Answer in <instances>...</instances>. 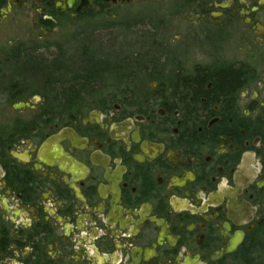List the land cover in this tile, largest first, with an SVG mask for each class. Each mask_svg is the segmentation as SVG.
<instances>
[{
    "label": "flooded vegetation",
    "instance_id": "af4514ba",
    "mask_svg": "<svg viewBox=\"0 0 264 264\" xmlns=\"http://www.w3.org/2000/svg\"><path fill=\"white\" fill-rule=\"evenodd\" d=\"M160 1L158 52L112 60L129 73L88 116L0 89L33 110L0 127V264H264L261 0H0V25L50 37Z\"/></svg>",
    "mask_w": 264,
    "mask_h": 264
},
{
    "label": "rangeland",
    "instance_id": "374dc122",
    "mask_svg": "<svg viewBox=\"0 0 264 264\" xmlns=\"http://www.w3.org/2000/svg\"><path fill=\"white\" fill-rule=\"evenodd\" d=\"M172 9L162 1L151 3L143 12L142 8L134 7L127 17L120 12L117 18L85 19L69 24L70 27L50 37L33 32L31 18L14 12L0 25V89L14 91L22 102L33 103L38 113L63 109L68 115L88 116L98 109L99 102L107 99L101 85L105 82L111 85L120 74L129 73L128 66L121 63L114 66L111 61L121 62L123 58H134L135 54L153 57L158 51L146 43L159 41L161 15ZM148 24L157 31L149 29ZM35 42L54 45L56 49L32 51L31 44ZM12 47L16 49L12 51ZM100 57L111 59L107 66L103 64L106 76L98 74ZM109 85L110 89L115 88ZM3 100L0 127H8L15 119L30 121L33 110H14L8 96ZM69 100L72 105H68Z\"/></svg>",
    "mask_w": 264,
    "mask_h": 264
},
{
    "label": "water",
    "instance_id": "95a60500",
    "mask_svg": "<svg viewBox=\"0 0 264 264\" xmlns=\"http://www.w3.org/2000/svg\"><path fill=\"white\" fill-rule=\"evenodd\" d=\"M261 3L263 4L264 0H261ZM29 107L30 105L28 103L27 104L20 103L14 106L15 109H23V108H29Z\"/></svg>",
    "mask_w": 264,
    "mask_h": 264
},
{
    "label": "trees",
    "instance_id": "16d2710c",
    "mask_svg": "<svg viewBox=\"0 0 264 264\" xmlns=\"http://www.w3.org/2000/svg\"><path fill=\"white\" fill-rule=\"evenodd\" d=\"M67 103H68V105H72V104H73V103L71 102V100H69Z\"/></svg>",
    "mask_w": 264,
    "mask_h": 264
}]
</instances>
